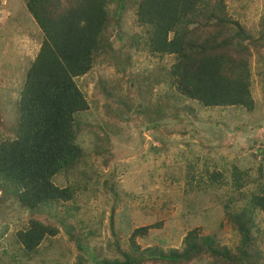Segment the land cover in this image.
I'll list each match as a JSON object with an SVG mask.
<instances>
[{"label":"trees","instance_id":"obj_1","mask_svg":"<svg viewBox=\"0 0 264 264\" xmlns=\"http://www.w3.org/2000/svg\"><path fill=\"white\" fill-rule=\"evenodd\" d=\"M20 1L38 31L39 48L24 67L11 108L12 120L3 129L9 134H0V213L9 199L29 213L26 225L14 235L23 256L36 253L45 238L58 234L60 225L81 252L83 259L79 257L75 264H264L260 248L264 227L260 229L261 219L256 222L255 216L256 212L264 215V148L258 153L257 185L252 191L241 193L250 177L236 164L229 171L214 168L205 172L217 183L228 173L236 192L223 205L224 217L237 238L232 248L194 229L183 237L181 249H142L135 238L146 235L150 226H144L131 233L124 250L115 241L112 247H94L87 260L81 232L64 224L66 216L55 210L56 204H66L78 191L69 184H54L55 177L74 170L85 158L86 151L77 139L82 132L80 118L90 106L77 80L97 63L113 67L125 83L126 94L106 109L108 120L104 128L98 126L102 135L93 148L96 154L110 153L112 137L123 133L110 122L118 111L127 116L126 122L138 118V131L142 126L152 129L153 142L158 141L159 121L167 109L173 112L167 95L157 103L151 100L153 87L161 83L177 98L205 109L241 107L252 111L253 59L261 67L264 94V13L252 32L233 17L225 0ZM125 13L132 15L137 32L125 31ZM144 52L159 62L165 57L173 62L167 68L160 64L162 73L147 69L133 73L137 57ZM98 84L104 95L113 99L116 85L105 80ZM0 107L3 109L1 103ZM171 117L177 118V114ZM120 141L118 145L127 142ZM102 187L117 200L115 183L106 180ZM238 202L243 205L233 210ZM113 210L114 206L111 213ZM43 214L44 219L40 217Z\"/></svg>","mask_w":264,"mask_h":264},{"label":"rangeland","instance_id":"obj_2","mask_svg":"<svg viewBox=\"0 0 264 264\" xmlns=\"http://www.w3.org/2000/svg\"><path fill=\"white\" fill-rule=\"evenodd\" d=\"M225 3L233 17L239 18L252 32L256 31L264 13V0H225ZM31 22L20 0H0V103L3 105L0 124L4 125L0 126V134L12 120L11 108L24 67L39 48L38 31ZM122 24L129 34L139 30L131 14L123 15ZM137 61L133 73L145 69L154 73L160 64L167 68L173 62L171 57L159 62L146 52L139 54ZM260 69L253 59L250 83L255 108L252 111L241 107L205 109L194 101L177 98L166 83L153 87L151 100L157 103L167 95L173 109V112L167 109L165 118L159 121L158 141L153 142L152 129L142 126L141 133L138 131V118L126 122L127 116L118 111L110 122H115L123 133L112 137L110 153L106 155L93 151L102 135L98 126L104 128L108 120L106 109L126 94L125 83L120 82L112 66L104 63H97L90 73L77 80L90 106L80 118L82 132L77 139L86 151L85 158L74 170L55 177L54 184L61 187L69 184L78 191L66 204H56L55 210L66 216L64 224L81 232L80 237L86 242L83 256L87 260L94 247H112L115 241L124 250L131 233L144 226H150L146 235L135 238L142 249L151 246L164 251L181 249L183 237L194 229H199L200 235H212L220 245L232 248L237 243L223 209L227 198L236 193L231 178L226 173L221 183H217L205 172L214 168L229 171L236 164L246 169L250 177L241 193L256 188L258 153L264 148ZM99 80L116 85L113 99L104 95ZM172 114H177V118L171 117ZM6 134L9 133L5 131ZM120 138L127 142L118 145ZM106 180H110V185L115 183L117 200L103 189L102 182ZM5 203L7 207L0 213V264H75L82 258L60 225L58 234L45 238L36 253L24 257L14 243V235L26 225L29 213L20 210L12 199ZM240 205L243 203L233 205V210ZM255 216L256 222L261 219L262 229L264 215L256 212ZM40 217L44 219L46 215ZM260 248L264 251V236Z\"/></svg>","mask_w":264,"mask_h":264},{"label":"clouds","instance_id":"obj_3","mask_svg":"<svg viewBox=\"0 0 264 264\" xmlns=\"http://www.w3.org/2000/svg\"><path fill=\"white\" fill-rule=\"evenodd\" d=\"M85 76V75H84ZM83 77V76H82Z\"/></svg>","mask_w":264,"mask_h":264}]
</instances>
